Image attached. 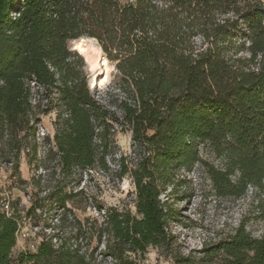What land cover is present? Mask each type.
Instances as JSON below:
<instances>
[{"label":"trees","instance_id":"16d2710c","mask_svg":"<svg viewBox=\"0 0 264 264\" xmlns=\"http://www.w3.org/2000/svg\"><path fill=\"white\" fill-rule=\"evenodd\" d=\"M82 37L94 38L114 64L107 90L116 98L108 104L69 46L74 40L77 49ZM36 98L42 113L57 114L48 150L55 172L104 167L109 128L131 132L134 159L121 176L132 180L135 213L104 212L96 231L102 256L137 264L149 247L169 251L179 170L199 163L221 197L239 198L249 187L264 193V0H0V131H29ZM49 197L64 207L56 190ZM256 208L264 219V204ZM19 220L14 208L11 216L0 212V264H89L93 252L44 237L13 257ZM199 259L264 264V235L241 223Z\"/></svg>","mask_w":264,"mask_h":264},{"label":"rangeland","instance_id":"374dc122","mask_svg":"<svg viewBox=\"0 0 264 264\" xmlns=\"http://www.w3.org/2000/svg\"><path fill=\"white\" fill-rule=\"evenodd\" d=\"M192 40L198 47L203 46L200 36ZM69 46L83 56L74 44L71 47L69 43ZM95 46L105 56L97 41ZM83 58L94 75L92 87L95 88L91 90L101 102L108 104L116 98L114 90H107L113 85L114 64L109 62L111 69L104 78L97 75ZM36 102L37 98L31 100L33 106ZM111 108L120 114L115 107ZM42 109V106H34L32 128L26 133L9 137L7 132L0 131V208L4 201L10 202L12 210L16 209L20 215L12 255L34 251L44 237L51 238L55 244L61 239L68 246H77L80 253L88 255L93 252L87 257L89 264H111V259L101 254L103 243L97 241L96 231L108 209L135 213L132 180L127 174L121 176L122 165H130L134 159L131 132L113 124L103 151L104 167L99 163L92 168H75L72 174L65 175L54 171L56 158L48 155L57 114H44ZM202 156L217 164L205 152ZM177 178L182 181L170 199L174 216L170 220L169 232L174 243L169 251L149 247L137 264H176V258L180 257H190L194 264H219L218 259L211 262L200 260L202 249L232 235L241 223L253 236L264 235V219L256 208L257 204H264V193L249 187L239 198L218 196L199 163L190 171L179 170ZM52 190L65 199L64 207L57 205L54 197H49ZM36 197L41 199L40 207L27 213ZM161 198L165 199L163 195ZM92 232L95 233L90 235Z\"/></svg>","mask_w":264,"mask_h":264},{"label":"bare ground","instance_id":"6f19581e","mask_svg":"<svg viewBox=\"0 0 264 264\" xmlns=\"http://www.w3.org/2000/svg\"><path fill=\"white\" fill-rule=\"evenodd\" d=\"M95 42L96 40L94 38L82 37L76 42V48L81 51L86 60L91 64L92 69H94V71L96 70L97 75L106 78L111 69V65L107 58L98 52ZM93 76L94 75H92V77Z\"/></svg>","mask_w":264,"mask_h":264},{"label":"built area","instance_id":"2783aa9c","mask_svg":"<svg viewBox=\"0 0 264 264\" xmlns=\"http://www.w3.org/2000/svg\"><path fill=\"white\" fill-rule=\"evenodd\" d=\"M0 212L5 213L6 216H11L13 214V210L11 208L10 202H3L1 204ZM20 228V227H19ZM19 232V231H18Z\"/></svg>","mask_w":264,"mask_h":264},{"label":"water","instance_id":"95a60500","mask_svg":"<svg viewBox=\"0 0 264 264\" xmlns=\"http://www.w3.org/2000/svg\"><path fill=\"white\" fill-rule=\"evenodd\" d=\"M74 42H75L74 40L70 42L71 47L73 46ZM72 49H73V48H72ZM73 50H74V49H73ZM85 63H86V62H85ZM87 67H88V66H87ZM88 71L91 73V74H90V79H89V85H90V88H95V87H92V78H93L92 75H93V74H92V72H91V70H90L89 67H88Z\"/></svg>","mask_w":264,"mask_h":264}]
</instances>
